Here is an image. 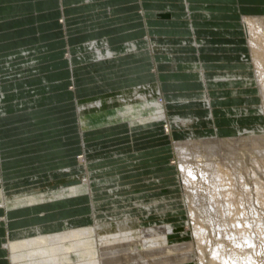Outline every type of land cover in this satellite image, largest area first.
<instances>
[{
  "label": "crops",
  "instance_id": "1",
  "mask_svg": "<svg viewBox=\"0 0 264 264\" xmlns=\"http://www.w3.org/2000/svg\"><path fill=\"white\" fill-rule=\"evenodd\" d=\"M246 14H264V0H0V175L32 173L45 185L79 175L74 154L84 145L88 148L91 143H110L111 139L105 140L104 132L81 135L73 97L150 80V66L162 74L171 72L168 62L139 53L146 35L184 42L194 30L201 42L199 57L211 75L203 83L194 73L185 74V66L179 68L178 79L164 84L165 108L196 111L205 105L207 96L215 101H237L241 96L248 100L251 95L256 99L250 66L241 59L247 52L245 39L240 32H232L236 29H225L235 27ZM74 37L78 38L72 40ZM92 39H106L108 49L100 50L113 55L73 72L68 65L60 66L62 61L58 63L62 69H56V58L65 51L66 41L71 45ZM131 41H136L137 50L127 49ZM224 72L234 77L214 79ZM72 83L73 93L68 90ZM161 131L160 124L138 126L128 138L131 149L124 150L138 155L140 164L146 160L154 164L141 173L158 171L161 175L154 177L158 189L166 178L165 150L170 146ZM122 175H101L94 180L102 181L103 186L104 181L113 184ZM5 180L4 176L1 181ZM88 195L19 209L0 207V214L7 216V229L13 231L80 218L87 216ZM4 255L0 254L1 264H6Z\"/></svg>",
  "mask_w": 264,
  "mask_h": 264
},
{
  "label": "rangeland",
  "instance_id": "2",
  "mask_svg": "<svg viewBox=\"0 0 264 264\" xmlns=\"http://www.w3.org/2000/svg\"><path fill=\"white\" fill-rule=\"evenodd\" d=\"M241 17L242 18L239 24H237L235 27L225 28V29H231V30L236 29L232 32H240L242 34V37L245 39V44L247 46V52L246 54L244 53L241 54V59L248 61L246 63L250 66L248 73L251 74L249 76L253 77L254 79V84H255V87H257L258 95L256 99H254V97L251 95L248 98L249 101L244 100L242 96L237 101H229V100H224V101L216 100L215 101L213 100V98L207 96L204 98L207 102H205V105L202 106L201 109H196L195 111V109L173 110L171 108H165L166 115L168 116L167 119L165 120L157 119L149 123V124H160L162 127V131L164 129L169 130L167 139H168V143L170 146H167L165 150L167 152L166 178L161 180V182L164 183L161 189H158L157 188L158 186L155 185L158 180L155 179L154 177H158V175H161V174H158V171H156L155 169L153 170L150 169L147 171L145 170L143 171V173H141L142 168H146L149 166L151 167L154 164L148 163L147 160H146V164H140L138 155L134 153H130V151H124V150L131 149L130 144H129V139H128L132 135V133L130 132L133 129L137 128L138 126H142L139 123H144V122L133 121L131 123H128V122H125L123 124L119 123V125L113 126L112 129L110 127L103 128V129L97 128L96 125H94L96 121L98 119L107 117L109 112L110 113L115 112L117 110L115 106L112 104L108 110L106 108L102 110L94 109V108L85 109L82 111L81 114H79L77 112L76 101L77 99L78 100L88 99L89 97H96L100 95L111 96L112 93L115 94L120 89L131 88L134 85L136 86V85H141V84L142 85L150 84V86L146 85L144 88V91H149L151 88V83H154L157 81H158V86L161 92V96L164 99L163 92H164L165 82L168 83L170 80H173V81L177 80L178 78L176 76L179 73L178 69L182 68L183 66H185L184 69L187 70L186 71L187 73L183 71L185 74L191 73L192 71L188 70L186 67L192 66L194 64H197L199 67H202L204 72H202L201 74V71L199 70V68H196V71L192 72L194 73L193 77L195 79L197 78L201 80V82L204 83L207 78L211 77V75L204 68L205 63L199 57L200 51L198 50L197 47L199 46L201 42L200 40L199 41L197 40L198 38L194 30H193V34L186 37L189 41H184V42L176 41L174 39L162 40L156 37L152 38V35H151V38L149 37L150 48H148L145 51L147 52L145 53L146 55L152 57V59L154 60H157V58L161 54L163 56H166L168 52L170 51L173 53L174 61L167 60L168 61L167 64L169 65L171 64L170 66H172V68H168L171 71L167 73L168 75L165 73L162 74L160 71H158V69L156 70L154 66H150V74L147 75V76H150V80L146 78L147 80L141 79L131 84H125V85L121 84L120 87L112 86L113 87L112 89L110 87L108 88V90H105V91L96 90L95 92H92L88 95H85V94H83L82 96L74 95L73 97L74 100L72 102H73V105H75L76 114L78 116V121H77L78 128H79L81 135L83 136L88 132H104L105 134L104 139L105 140L111 139L110 143L108 142L106 143L98 142L97 144L91 143L92 146H90L91 145L90 144L88 145L89 146L88 148L86 147V145H84L85 148L87 149H84V146L82 144L83 148H81L80 152H77V154H74L75 156L73 160V164L79 165L82 168L83 167V161L81 160L82 157L87 156L88 158H90L88 159V164H87V171H88V178H89L88 179L89 186L87 184V189L89 193L87 194H89L90 196L88 195V212H87V216L85 217L87 220L89 219V222L87 223L90 225L92 224L91 226L94 230L96 228L95 230L96 233L94 232V235H93L96 239L94 241V247H95L94 256L96 260L94 264H100V263L101 264H135V263L147 261L148 258L149 259H155V258L161 259L164 257H172V256H175V254L177 255V253L166 252L164 254L158 251L154 252L153 249L160 248L162 250L163 248H169V247L180 245V244H190V249L191 250L193 249L195 252V254L194 252L192 253L193 251L192 250L190 253L191 256H189L190 258L189 257L186 258V261L188 263L186 261L184 262H186L187 264H190V262L191 264L192 263L193 264H212V263L213 264L215 263L216 264H221V263L222 264H239V263L240 264H264V173H263L264 172V92H263L264 90V77H263L264 76V43H262V41H264V19H263L264 14H246V15H242ZM250 23L253 25L254 28H257V29L259 28L261 29V31L260 32L250 31V28H249ZM259 35L262 36L261 37L262 39L260 40L257 39ZM76 38L78 37H74L71 39L74 40ZM101 40H98V39L84 40L80 42H75L74 44H71V45H69L68 42L66 41V43L64 44L65 51H62L61 53H59L56 58V61H57L56 69L57 70L62 69L61 67L58 66V63L61 61L62 62L60 63V66L68 65L67 68L69 69L70 72H73L74 68H78L79 66L85 65V64H77L74 66H70L71 64L68 58H66L67 50L68 49L72 50V49H76L79 47H85L87 46L88 43L91 44V42H95V41L99 42ZM255 41L259 44L256 48L253 47ZM85 43L86 45H83ZM127 43H130V42H127ZM253 48L256 49V53L253 52ZM255 57L258 60H260L262 64L261 67L258 66L256 62L255 63L251 62V60H253ZM192 68L193 67H191V69ZM258 70H262L263 74L261 76L260 74H258ZM224 73L225 74L218 73L216 76H213V77L214 78L229 77V73H226V72ZM73 88L74 86L72 83L71 87L68 89L69 92L73 93L74 92L72 91L74 90ZM233 99H236V98L233 97ZM164 102H166L165 99H164ZM132 104L136 105L134 102ZM175 115H179L181 118L185 120L187 119V121L184 123L179 122V121L175 122L171 118ZM120 118L121 120H124V121L126 120L123 117H120ZM196 124H200V126H196ZM81 125L85 127L86 129L85 132L81 131L82 129ZM89 126H92V127L90 128ZM254 137H257V138H254ZM219 138L224 139V140L234 139L233 140L234 144L231 145V147H229L227 146L228 144L226 142L223 143L222 145L224 146L219 150L217 154H214V156L212 155L211 158H210L211 155L206 154V152L204 151L205 154L203 155H205V157L204 156L196 157V158H191L188 160L180 159L179 155L177 156L174 150V142H178V141L180 142V141H186V140H197V139L198 140L199 139H219ZM251 138L254 140L256 139L255 140L257 141L256 148L251 147L253 148L251 149L249 147L250 145L249 143H251L250 141H253ZM237 141H240V142L237 143ZM101 146H103L102 149H105L107 151V152H104V154L102 152V155H100L101 153H99L100 152L99 149ZM240 146L244 148H241ZM225 148L226 149L230 148L231 152L226 151ZM257 148H258V151L260 149L259 152L261 154L257 151ZM233 149H234V152L232 151ZM254 149L257 153L254 151ZM92 151H95V152H92ZM96 152L98 153L93 155V153H96ZM232 152L234 154H232ZM236 154L238 155L236 156ZM78 157H81V159L79 160ZM239 157L241 158L242 162L240 161V159H239L240 162L237 160ZM181 160H182V164L185 170H190L191 174H186L185 172L181 171L180 166H179V161ZM224 161H227V162H224ZM234 162L236 164L238 163L239 164L234 165L235 164ZM206 164H217L220 168L219 170L223 172L224 174L223 178L226 177L227 179V177L230 176L232 180L230 182L231 183L234 182L233 183L234 188L232 190V195L234 196H230L227 198L231 199V197H233L232 200L235 203H237L236 206L238 205V202L240 201L242 205L241 204L240 206L238 205L236 209L239 211L243 209L246 215L243 214V216H241L240 218L238 215H234L236 212H234L230 216L226 214L223 215L221 214L220 211L213 212L214 211L213 209L218 208V210H220L221 208H223V210H225V208L228 209L229 206L225 205L226 203H224L226 202V198H224V195L221 198L219 197L222 203L218 205V207L216 204H214V202L211 201V199L215 201V199H218V197L217 198L214 197L209 188L210 180H209V174L206 171L207 170ZM238 167L240 168L238 169ZM63 169H66V168H63ZM237 169L239 171L241 170L240 171L241 173H239V171H235ZM24 172H27V171H24ZM115 173L123 174V175L120 180L114 181L113 184H111V182H109L108 181L109 179H108L107 181L103 182L104 184L102 186L101 185L102 181L100 182L99 180L98 182L97 180H94L96 176L100 177L101 175H104L105 177L110 178V176H112ZM4 176L6 180L3 182H10V181L20 180V179L27 178V177H34L35 175L33 176L32 173L20 175L16 171V172H6L5 174L0 175V178L1 177L4 178ZM237 176L238 177L241 176V177L236 178ZM236 183H238V185ZM81 184H82V181L79 178H74V177L67 179L64 182V186L66 187H75ZM117 184L118 185L120 184L121 188L117 189L116 188ZM58 185H60V183H54L52 186L57 187ZM255 188H258V190L257 189L255 190ZM259 188H261L262 190ZM92 190L95 191V194L92 193ZM194 198H197L198 202H195L193 204L192 201ZM200 202H202L203 204ZM211 202H212V205H211ZM204 208L208 209V212H206ZM256 208L258 211L256 210ZM191 211H193V214H191ZM212 213L214 216H212ZM216 214H219V215H216ZM220 214L223 217H221ZM224 219L225 221H223ZM239 219L240 221H238ZM206 220H208V222ZM210 220H212L213 222ZM233 220L238 221L239 223L241 222V225L244 226L247 232V235L245 236L246 238L245 237L241 238L239 237V235L236 236L237 238L239 237V240L237 241L238 244L235 243L236 241H231V240L229 241L228 237H225V235L221 234L222 233L221 230L223 231L224 229L220 230V228L222 227H220V224H218L217 222V221H222L221 223H224L225 225H230V226H227L228 228L226 227L225 228L226 230L223 231V234H226L227 230L229 231H232L231 229L234 230V227L232 226ZM246 220L248 223L246 222ZM226 221L228 222V224ZM7 222H8L7 216H5V214H0V227L3 229V234H1L2 232L0 233V254L2 255L5 254L4 257H6V264H11L9 253L7 251H4V254L2 253L3 252L2 250L4 248L3 245L7 243L8 241L6 234L8 231H11L7 229V226H6ZM68 223H70V220H64V222L59 221L56 223V226L57 225L67 226ZM118 223H125L126 227H130V231L127 232L125 235L126 240H129L132 242L130 243L131 245L129 244L130 247H128L127 244L122 242L125 240V238L122 239L121 237L120 238L118 237L120 236V234L117 233L116 235L117 241H115L112 238V233L115 232V229H113V226ZM51 224L52 223L39 224V226H44L47 232L53 231V232L60 233L61 229H57V228H53L49 226ZM53 224H55V222ZM198 225L200 226L202 225V227L205 226L204 234H206V236L203 234L204 237H202L203 235L201 236L202 238V240L200 238L201 241L198 239V237H195L196 235L194 233L195 226L198 227ZM211 225L214 227H212ZM36 226H23V227H20L19 229H26V228L36 227ZM155 227L156 228L160 227L162 229V234L164 235V237L160 238L158 236L154 239L155 240L154 241L153 239H151V236H153V232L150 229L155 228ZM98 229H100V232H98ZM218 231L221 233H219ZM254 235H256V237ZM249 236L250 238H248ZM247 238L250 240H248ZM223 241H226V242H223ZM117 244H119L118 248H117ZM215 246L217 249L212 251V249H214ZM69 247H71L72 249H70ZM64 248L65 249H63V251L64 252L67 251V252L64 255H63L64 252L62 251L60 252L59 264L60 263L61 264L63 263L64 264H93L89 261L88 256L82 255L81 253L79 255V253L75 250V248L73 250L72 245L64 243ZM109 248L111 249L113 248V250L110 249L109 251ZM221 249L223 252L221 251ZM130 250L133 252L131 253ZM149 250H152L154 254L148 255ZM215 251L220 256V257L218 256L219 261L214 256L216 254L214 253ZM227 251H229L228 253L232 252L234 256L230 255L231 253L228 254ZM197 252H200V253H197ZM221 252L222 254L224 252L226 253L222 255ZM130 254L132 255L130 256ZM207 256L208 258H206ZM112 258H116V259L118 258V259L113 260ZM175 263L181 264V261H176Z\"/></svg>",
  "mask_w": 264,
  "mask_h": 264
},
{
  "label": "bare ground",
  "instance_id": "3",
  "mask_svg": "<svg viewBox=\"0 0 264 264\" xmlns=\"http://www.w3.org/2000/svg\"><path fill=\"white\" fill-rule=\"evenodd\" d=\"M263 19H264V17H263ZM249 28H250V31H253V32H260L261 31V29H259V28L258 29L257 28H254L251 23L249 24ZM145 37H146L144 39L145 47L142 46V48L140 49L141 51L139 53L145 52L148 48H150V39H149V36L146 35ZM261 37L262 36L259 35L257 39L260 40V39H262ZM135 42L136 41H133V42H130V43H127L126 44L127 49L129 51H131V50H137V48L135 46L136 45ZM262 43H264V41H262ZM83 45H86V43L83 44ZM107 45H108L107 40L106 39H102L99 42L98 41H95V42H91V44L88 43L87 46H85V47H79V48L72 49V50L68 49L67 50L66 58H68L71 66H74V65H77V64H87V63H92V62H96V61H101L102 58L103 59L104 58H110L113 55V53L111 51H109V50H107L106 52H101V50H100L101 47H105V46L107 47ZM258 45L259 44L255 41L253 47L256 48ZM104 49H108V47L107 48H104ZM253 52L256 53V49L253 48ZM167 58H169V59H167ZM167 60L174 61V56H173V53L171 51L168 52V54L166 56H163L161 54L157 58V61H163V62L165 61V62H168ZM251 62H253V63L256 62L258 64V66H260V67L262 65L261 62H260V60H258L256 57L253 60H251ZM174 67H176V66H174ZM191 67H193V68L191 69ZM260 67H258V68H260ZM186 68L188 70H191L192 72H195L196 71V68H199V70L201 71V74H202V72H204L203 69H202V67H199L197 64H194V65L189 66V67H186ZM259 71H260V73H259ZM258 74H260V76H261L263 74L262 73V70H258ZM229 77H234V76H229ZM220 78H222V77H220ZM214 79H217V78H214ZM146 85H149L150 86V84H143V85L141 84V85H136V86L134 85L131 88H123V89H120L117 93H115V94L112 93L111 96H108V95H100V96H96V97H89L88 99H80V100L77 99V101H76L77 112L79 114H81L83 110H85V109H92V108L99 109V110H102V109L106 108L108 110L109 107L113 104L117 110L115 112H113V113L112 112L110 113L108 111L109 113H108V116L107 117L98 119L96 121V123L94 124V125H96L97 128H101V129L108 128V127H110L112 129L113 126H117V125H119V123H121V124H123L125 122L131 123L133 121L144 122V123H139L140 125H142V126H139V127H142L143 128V127L147 126L149 123L153 122L154 120H157V119H160V120H163L164 119L165 120V119H167L168 116L166 115L165 102H164V99L161 96V92H160V89H159V86H158V81L157 82H154V83H151V88H150L149 91H144V88H145ZM263 92H264V90H263ZM133 102L136 105H133L132 104ZM120 117H123L126 120L125 121L124 120H121ZM171 118L175 122H178L179 121V122L184 123V122L187 121V119L185 120V119L181 118L179 115H175V116H173ZM81 127H82L81 131L82 132H85L86 131L85 127L83 125H81ZM89 127L91 128L92 126H89ZM161 134H162V136H164V134H165L166 137H167V135L169 134V130L168 129H164L163 131H161ZM254 138H257V137H254ZM245 139H243V140H245ZM233 140L234 139L224 140V139H220L219 138V139L186 140V141H180V142L178 141V142H174V150H175L177 156L179 155L180 159H186V160H188V159L196 158V157H203V156L205 157V155H203V154H205L204 151L206 152V154L211 155L210 156V158H211L212 155L214 156V154H217L219 152V150L224 146V145H222L223 143L226 142L228 144L227 146L231 147V145L234 144ZM243 140H241V141H243ZM252 140L253 141H250L251 143H249L251 145V146L249 145V147L250 148L251 147H253V148L255 147L256 148L257 141H255L256 139L255 140L252 139ZM258 140H260V139H258ZM144 142H142V143H144ZM239 142L240 141H237V143H239ZM136 144H138V143H136ZM242 146H244V145H242ZM122 147H124V146H122ZM241 148H244V147H241ZM253 148H251V149H253ZM99 151H100L99 153H101L100 155H102V152H103V154H104V152H107L105 149H102V148H100ZM202 151H203V153H202ZM226 151L231 152L230 151V148L229 149L227 148ZM232 151L234 152V149ZM254 151H255V149H254ZM257 151H258V148H257ZM259 151H260V149H259ZM92 152H95V151H92ZM233 152H232V154H234ZM97 153L98 152L93 153V155L94 154H97ZM237 155L238 154H236V156ZM78 158H79V160L81 159V157H78ZM88 159H90V158H88L87 156L82 157V159H81L83 161V167L82 168L81 167H78L77 170L80 171L79 172L80 174L77 175V176H75L74 178H79L82 181V184L81 185H78V186H75V187H66V186H64V182L67 179L57 182V183H60V185H58L57 187H53L52 186L54 183L53 184L50 183V184L45 185V184H42L41 182H39L37 180V179H39L38 178L39 176L27 177V178H23V179H20V180H14V181H10V182H3L2 181L1 182L2 183V187L0 188V207H3V208H16V209L18 207V209H19V207H22V206H33V205H36L37 203H40L41 204V202H44L45 203V201L52 200L54 198L55 199H59V198L69 197V196H72V195H78V194H83V193H86L87 194V193H89L88 192V189H87V184H88V179H89L88 178V171H87ZM239 159L241 161V158L240 157L237 160L239 161ZM224 162H227V161H224ZM228 163H230V162H228ZM238 164L235 163L234 165H238ZM230 165H232V164H230ZM179 166H180V169H181L182 172H185L186 174H191L190 173V170H185V168H184V166L182 164V160L179 161ZM206 167H207V170L206 171L209 174V180H210V182H209V185H210L209 188H210V190L212 192V195L214 197H216V198L218 197V199H215V201L212 200V199H211V201L214 202V204H216L217 207H218V205H220L222 203V201H221L220 198L224 195V198H226V202H224V203H226L225 205H228L229 206V208L228 209L225 208V210H223V208H221L222 210L220 208H219L220 210H218V208L215 206L217 209H213L214 210L213 212L220 211L221 214H223V215L226 214L228 216H230L234 212H236L234 215H238L240 218H241V216H243V214L246 215L244 213V211H243L242 208H241L242 209L241 211H239V210L236 209L238 205L240 206V204H241L240 201H239L240 203L238 202V205L236 206L237 203H235L232 200L233 197H231V199L227 198V197H230V196H234V195H232V190L234 188L233 187L234 186V184H233L234 182L233 183L230 182V181H232L231 178H230V176H228L227 179H226V177L223 178V175L224 174H223V172H221L219 170L220 168H219V166L217 164H206ZM239 168L240 167H238V169ZM238 169L235 170V171H239ZM222 170H223V168H222ZM240 171H239V173H241ZM239 173H237V174H239ZM241 176H242V174H241ZM240 177L237 176L236 178H240ZM241 180H242V178H241ZM0 181H1V178H0ZM248 181H250V180H248ZM236 184L238 185V183H236ZM6 186H7V188H6ZM88 186H89V184H88ZM256 189L258 190V188H255V190ZM259 189H261V188H259ZM204 199H205V197H204ZM195 202H198V199L197 198H194L193 201H192L193 204ZM212 202H211V205H212ZM247 202H249V201H247ZM44 203L42 205H44ZM200 203H202V202H200ZM46 204L47 203H45V205ZM225 205H223V206H225ZM38 206H41V205H38ZM16 209H12V210H16ZM205 210H206V212H208V209H205ZM256 210H257V208H256ZM210 211H211V209H210ZM220 212H218V213H220ZM257 213H259V212H257ZM191 214H193V211H191ZM221 214H220V216L223 217ZM216 215H219V214H216ZM212 216H214L213 213H212ZM69 220H70V223H68L67 226H65V225H57L56 226V223L57 222H55V224L52 223L51 225H49V226H51L53 228L61 229L60 230V233L53 232V231L52 232L51 231L47 232V230L44 228V226H39V225L36 226V227H31V228H26V229H18V230H14V231L13 230L8 231L7 234H6L8 241H7V243H5L3 245V247H4L3 248V251H7L9 253V258H10L11 264H59V261H60L59 260L60 259V252L61 251L64 252L63 251V249H65L64 248V243H67V244L72 245L73 250L75 248V250L79 253V255L81 253L82 255L88 256L89 261L94 264L95 261H96L95 260V256H94L95 255V251H94V249H95V247H94V241L96 239H95V237L93 235H94V232L96 233V231H95L96 228L94 230L92 228V226H91L92 224L90 225V224L87 223V222H89V219L87 220L85 216L84 217H80V218H75V219L73 218V219H69ZM208 220H206V221L208 222ZM252 220H253V218H252ZM210 221H212V220H210ZM223 221H225V219ZM238 221H240V219ZM238 221H235V220L232 221L233 222L232 223L233 224L232 226L234 227V230L233 229H231L232 231L227 230L226 234H223V231L226 230L225 228L227 226H230V225H225L224 223H221L222 221H217L218 224H220V227H222V228H220V230L221 229H224L223 231L221 230L222 233L219 232V231L218 232L221 233L222 235H225V237H228L229 241L230 240L231 241H236L235 243H237V241L239 240V237L243 238V237H245L247 235V232H246L244 226H242L241 225V222L239 223ZM61 222H64V220L61 221ZM246 222H247V220H246ZM256 222H258V221H256ZM227 224H228V222H227ZM261 226H262V224H261ZM212 227H214V226H212ZM238 227H240V228H238ZM204 228H205V226L202 227V225L201 226L198 225V227L195 226V229H194V233L196 235L195 237H198L199 240H200L201 236L205 233ZM113 229H115V232L112 233V238L115 241H117V236L116 235L118 233V234H120V236H118L119 238L120 237L122 239L125 238V240L122 241V242H124L125 244L128 245V247H130V245H131L130 243H132V242L129 241V240H126V237H125L126 233L130 231V227H126L125 226V223H118V224H116V225L113 226ZM150 230L153 232V236H151V239L154 240L158 236L160 238L161 237L162 238L164 237V235L162 234V229L160 227H157V228L155 227V228H152ZM98 232H100V229H98ZM252 233H254V232H252ZM204 235L206 236V234H204ZM204 235L202 237H204ZM238 235H239V237L237 238L236 236H238ZM254 236L256 237V235H254ZM248 238H250V236ZM201 240H202V238H201ZM248 240H250V239H248ZM115 241H113V242H115ZM156 242H157V240H156ZM223 242H226V241H223ZM240 244H242V243H240ZM118 245L119 244H117V248H118ZM69 248L72 249L71 247H69ZM110 249L111 248H109V251H110ZM216 249L217 248L215 246V248L212 249V251L213 250H216ZM111 250H113V248ZM192 250L190 249V244H180V245L172 246V247H169V248H163L162 250L160 248L159 249H153L154 252L155 251L156 252L158 251V252H162L164 254L166 252H175V253H177V255L175 254V256H172V257H164V258H161V259H159V258L149 259L148 258L147 261H143V262L135 263V264H176L175 263L176 261H181V264H185L187 262L186 261V258L189 257V256H191L190 253H191ZM198 250H199V248H198ZM221 251H222V249H221ZM66 252H64L63 255ZM130 252L132 253L133 251L130 250ZM193 252H194V250L192 251V253ZM200 252H197V253H200ZM222 252H221V254H222ZM228 252L229 251H227V253ZM214 253H216V251ZM214 253H213V255H214ZM224 253H226V252H224ZM230 253H228V254L234 256V254H232V252H230ZM153 254L154 253L152 252V250H149L148 255H153ZM194 254H195V252H194ZM131 255L132 254H130V256ZM214 256L219 261V258H218L219 254L216 253ZM134 257H135V255H134ZM206 258H208V256ZM112 259L115 260L116 258H112ZM236 259H238V258H236ZM194 260H195V258H194ZM220 260H221V258H220ZM184 261H186V262H184ZM188 261H190V260H188ZM230 261H231V259H230ZM62 262H64V261H62ZM193 262H195V261H193ZM200 262H201V260H200ZM190 264H191V262H190Z\"/></svg>",
  "mask_w": 264,
  "mask_h": 264
}]
</instances>
